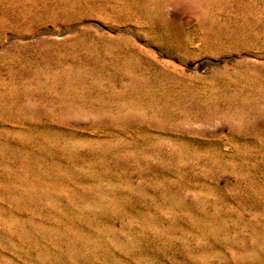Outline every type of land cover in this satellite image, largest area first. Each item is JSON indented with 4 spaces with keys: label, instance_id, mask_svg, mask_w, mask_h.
<instances>
[{
    "label": "rangeland",
    "instance_id": "obj_1",
    "mask_svg": "<svg viewBox=\"0 0 264 264\" xmlns=\"http://www.w3.org/2000/svg\"><path fill=\"white\" fill-rule=\"evenodd\" d=\"M0 264H264V0H0Z\"/></svg>",
    "mask_w": 264,
    "mask_h": 264
}]
</instances>
